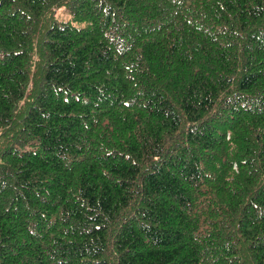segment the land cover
Returning a JSON list of instances; mask_svg holds the SVG:
<instances>
[{"label": "trees", "instance_id": "trees-1", "mask_svg": "<svg viewBox=\"0 0 264 264\" xmlns=\"http://www.w3.org/2000/svg\"><path fill=\"white\" fill-rule=\"evenodd\" d=\"M0 264H264V0H0Z\"/></svg>", "mask_w": 264, "mask_h": 264}]
</instances>
